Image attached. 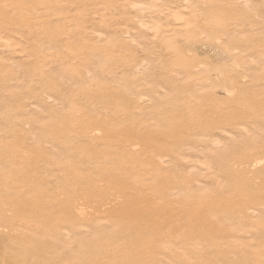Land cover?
Returning <instances> with one entry per match:
<instances>
[{
    "label": "rangeland",
    "instance_id": "obj_1",
    "mask_svg": "<svg viewBox=\"0 0 264 264\" xmlns=\"http://www.w3.org/2000/svg\"><path fill=\"white\" fill-rule=\"evenodd\" d=\"M0 264H264V0H0Z\"/></svg>",
    "mask_w": 264,
    "mask_h": 264
},
{
    "label": "bare ground",
    "instance_id": "obj_2",
    "mask_svg": "<svg viewBox=\"0 0 264 264\" xmlns=\"http://www.w3.org/2000/svg\"><path fill=\"white\" fill-rule=\"evenodd\" d=\"M176 7V6H175ZM183 9H187V8H183ZM177 11V10H176ZM184 11H186V10H184ZM178 13V12H177ZM186 15V14H185ZM188 15V14H187ZM188 18H189V16H188ZM186 19H187V17H186ZM185 19V20H186ZM75 20V19H74ZM176 22V21H175ZM192 24V23H191ZM175 25V24H174ZM177 25V24H176ZM186 31V30H185ZM176 33H178V32H176ZM8 45V44H7ZM15 46V45H14ZM10 47V46H9ZM11 48V47H10ZM13 49V48H12ZM14 50V49H13ZM189 50V49H188ZM23 213V212H22Z\"/></svg>",
    "mask_w": 264,
    "mask_h": 264
}]
</instances>
